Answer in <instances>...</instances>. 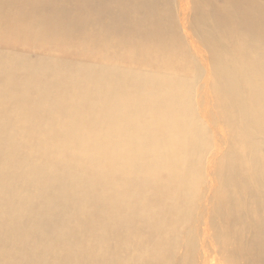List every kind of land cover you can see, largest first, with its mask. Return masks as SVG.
Returning a JSON list of instances; mask_svg holds the SVG:
<instances>
[{"label":"bare ground","instance_id":"bare-ground-1","mask_svg":"<svg viewBox=\"0 0 264 264\" xmlns=\"http://www.w3.org/2000/svg\"><path fill=\"white\" fill-rule=\"evenodd\" d=\"M84 10L98 72L0 58V118L22 126L0 140V264H264V0ZM53 126V145L28 132ZM32 149L60 181L40 211L10 176Z\"/></svg>","mask_w":264,"mask_h":264},{"label":"rangeland","instance_id":"rangeland-1","mask_svg":"<svg viewBox=\"0 0 264 264\" xmlns=\"http://www.w3.org/2000/svg\"><path fill=\"white\" fill-rule=\"evenodd\" d=\"M86 6V0H0V58L10 57L24 59V62L32 61L36 63H49V64H62L68 69L78 68H95L96 71L101 70L105 65L103 57L98 53L90 51V44L87 36V27L85 23H81ZM80 23V24H79ZM76 24V25H75ZM76 26L74 32L71 29ZM10 66V64H9ZM33 98V97H32ZM31 101H33L30 98ZM67 113V106H63ZM32 111V110H30ZM9 116V113L7 114ZM7 117L0 118L3 127L6 129L4 133H0L2 137L1 141H6V135L9 131H15L19 135L22 126L17 127V124L10 126L7 121ZM4 120V121H3ZM29 118L25 116L24 121H28ZM23 121V122H24ZM0 122V123H1ZM53 134H47V137L42 136L35 130H29V133L33 134L32 139H38L46 142V145H53V142H58L59 139L63 140V137L56 130L55 126L52 127ZM31 138V137H30ZM24 140L22 139H19ZM35 149L30 150V154L15 153L13 157L19 161L27 162L24 166H15L10 172L11 177H18L21 179L23 185H18L20 189L21 197H35V200L31 202V210H39V204H45L55 193H45L43 188L46 186H54L58 182L57 177H49L40 173L43 167V162L50 163L52 158H55V152H46L44 161L37 160L39 155L34 154ZM50 151V150H49ZM24 155L25 157L21 158ZM64 172V168L60 167ZM59 169V170H60ZM49 177V178H48ZM11 200L5 210L8 209L11 204ZM91 205V204H90ZM3 210L5 207L0 206ZM92 213V211H91ZM8 213L3 212V217H7ZM36 219L32 220L39 223L40 217L35 215ZM88 234L85 233L84 236ZM3 236H0V239ZM16 238V237H15ZM26 243L34 245V241L38 236H24L16 238ZM21 241V240H20ZM22 242V245L24 242ZM48 244L47 241H45ZM58 244L53 241V248ZM5 246V245H4ZM2 245L0 252L4 249ZM52 246V245H51ZM35 251L33 247H23V250ZM39 259L33 264H58L60 257L49 254L45 255L40 251L37 253ZM45 258L46 263L41 259ZM14 263L16 259H13ZM18 263H22L21 260Z\"/></svg>","mask_w":264,"mask_h":264}]
</instances>
